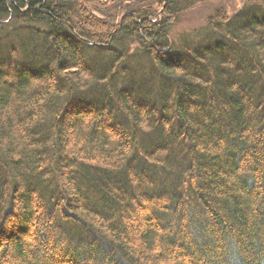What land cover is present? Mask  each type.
I'll list each match as a JSON object with an SVG mask.
<instances>
[{
    "label": "trees",
    "instance_id": "1",
    "mask_svg": "<svg viewBox=\"0 0 264 264\" xmlns=\"http://www.w3.org/2000/svg\"><path fill=\"white\" fill-rule=\"evenodd\" d=\"M0 0V264H264V0Z\"/></svg>",
    "mask_w": 264,
    "mask_h": 264
},
{
    "label": "rangeland",
    "instance_id": "2",
    "mask_svg": "<svg viewBox=\"0 0 264 264\" xmlns=\"http://www.w3.org/2000/svg\"><path fill=\"white\" fill-rule=\"evenodd\" d=\"M103 1V0H98ZM242 0H220L207 3H199L179 16V21L171 29L170 38H176L189 30H200L208 18L217 10H225L228 15L234 13L241 6Z\"/></svg>",
    "mask_w": 264,
    "mask_h": 264
}]
</instances>
